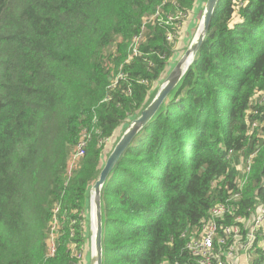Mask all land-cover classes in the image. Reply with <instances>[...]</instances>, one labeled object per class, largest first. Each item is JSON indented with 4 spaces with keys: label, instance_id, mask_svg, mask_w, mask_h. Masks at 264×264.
I'll use <instances>...</instances> for the list:
<instances>
[{
    "label": "trees",
    "instance_id": "trees-1",
    "mask_svg": "<svg viewBox=\"0 0 264 264\" xmlns=\"http://www.w3.org/2000/svg\"><path fill=\"white\" fill-rule=\"evenodd\" d=\"M194 2L0 0V264L80 261L101 151L164 71ZM195 67L108 180L105 264H199L190 234L230 190L240 195L220 223L238 225L242 242L264 203V106L253 102L264 91V0H221ZM251 252L264 264V245Z\"/></svg>",
    "mask_w": 264,
    "mask_h": 264
},
{
    "label": "water",
    "instance_id": "water-1",
    "mask_svg": "<svg viewBox=\"0 0 264 264\" xmlns=\"http://www.w3.org/2000/svg\"><path fill=\"white\" fill-rule=\"evenodd\" d=\"M221 0H195L188 12L179 45L172 49L160 77L152 83L141 107L114 129L100 154V166L85 192L83 214V260L77 264H105L106 207L104 190L121 158L137 137L166 110L191 72L196 70L201 47L207 40L212 17ZM181 46V47H180ZM180 47V48H179ZM250 241H247L244 251Z\"/></svg>",
    "mask_w": 264,
    "mask_h": 264
},
{
    "label": "built area",
    "instance_id": "built-area-1",
    "mask_svg": "<svg viewBox=\"0 0 264 264\" xmlns=\"http://www.w3.org/2000/svg\"><path fill=\"white\" fill-rule=\"evenodd\" d=\"M182 25V24H181ZM169 40L174 39L173 34L168 35ZM255 104L264 106V91L256 92L253 97ZM255 122L253 126H257ZM88 140L84 135L73 151L71 160L77 162L85 153ZM233 150H230L231 153ZM257 152V151H256ZM253 152L249 157L243 159L239 164V169L242 172L243 178L238 181V187L247 182L249 174L252 171L253 158L256 155ZM70 162V161H69ZM234 190H230V196L226 199V202H220L212 207L211 216L206 220L201 229H195L190 234V239L187 242L186 248L189 252L198 258L199 264H234L236 253L244 246V242L241 241L240 227L238 225L222 226L220 221L231 210L230 201L234 197H238L240 192L233 193ZM245 219L238 217L236 222H244ZM250 224L247 230V241H250L245 249V253L251 250L258 243V232L264 229V203H260L257 209L250 218ZM54 246H51L50 251L53 253ZM82 253L78 255L80 258Z\"/></svg>",
    "mask_w": 264,
    "mask_h": 264
},
{
    "label": "rangeland",
    "instance_id": "rangeland-1",
    "mask_svg": "<svg viewBox=\"0 0 264 264\" xmlns=\"http://www.w3.org/2000/svg\"><path fill=\"white\" fill-rule=\"evenodd\" d=\"M188 15L185 17L184 19V22L185 20L187 19ZM184 22L182 23L180 29H179V33L182 31V28H183V25H184ZM179 45V35H178V38H177V41L175 43V48H177ZM181 47V46H180ZM179 47V48H180ZM152 86V85H151ZM153 87V86H152ZM108 142V140L106 141V143ZM105 143V144H106ZM105 146V145H104ZM104 148V147H103ZM71 160V159H70ZM69 171L72 172L73 169L76 167V164L72 163L71 161L69 162ZM246 243V241L244 242V244ZM243 244V245H244ZM264 245V239L262 237H260L258 239V246H263ZM253 248L251 250H249L247 253H245V250L243 252L240 251V249L238 250V252L236 253V256H235V259H234V264H250V261L251 259L253 258V254H252V251ZM83 256H84V252H83V249H82V256L80 257V261L83 260Z\"/></svg>",
    "mask_w": 264,
    "mask_h": 264
},
{
    "label": "bare ground",
    "instance_id": "bare-ground-1",
    "mask_svg": "<svg viewBox=\"0 0 264 264\" xmlns=\"http://www.w3.org/2000/svg\"><path fill=\"white\" fill-rule=\"evenodd\" d=\"M71 162L75 164V161L71 160Z\"/></svg>",
    "mask_w": 264,
    "mask_h": 264
},
{
    "label": "crops",
    "instance_id": "crops-1",
    "mask_svg": "<svg viewBox=\"0 0 264 264\" xmlns=\"http://www.w3.org/2000/svg\"><path fill=\"white\" fill-rule=\"evenodd\" d=\"M241 252H243V250H241Z\"/></svg>",
    "mask_w": 264,
    "mask_h": 264
}]
</instances>
